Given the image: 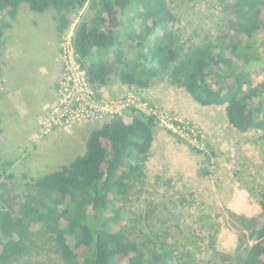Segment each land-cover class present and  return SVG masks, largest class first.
<instances>
[{"label":"trees","instance_id":"1","mask_svg":"<svg viewBox=\"0 0 264 264\" xmlns=\"http://www.w3.org/2000/svg\"><path fill=\"white\" fill-rule=\"evenodd\" d=\"M218 3L232 16L227 30L186 44L171 29L176 16L168 0H0L6 17L0 18V45L21 5L38 13L52 9L58 41L77 21L76 59L95 92L112 77L134 93L167 77L199 106L223 107L236 131H264V66L256 70L263 77L256 86L246 69L263 56L255 37H264V0ZM126 116L128 122L111 115L88 132L83 153L35 179L15 214L0 209V264H24L38 242L51 246L61 264L177 263L168 239L142 241L140 230L119 222L157 128L154 117L134 108ZM259 206L258 217L240 221L247 232L242 238L253 243L240 241L236 264H264V190Z\"/></svg>","mask_w":264,"mask_h":264},{"label":"rangeland","instance_id":"2","mask_svg":"<svg viewBox=\"0 0 264 264\" xmlns=\"http://www.w3.org/2000/svg\"><path fill=\"white\" fill-rule=\"evenodd\" d=\"M168 6L176 16L171 29L186 44L213 39L232 19L218 0H168ZM53 17L52 9L38 13L21 5L15 29L4 33L0 45V209L13 214L32 192L33 181L82 154L88 132L108 118L51 132L40 127L55 101L45 112L41 109L51 100V92L56 94L61 75ZM255 42L263 51L264 37L256 36ZM262 55L246 68L253 86L263 80L256 73L264 66V51ZM129 93L154 111L157 128L146 159L137 163L142 175L123 204L119 222L140 230L142 241L168 239L176 264H236L240 241L249 247L253 243L242 238L247 232L240 221L261 212L264 131H236L223 107L199 106L167 77L139 93L112 77L97 95L120 102ZM129 111L123 107L118 115L128 122ZM69 242L72 245L71 238ZM37 244L38 252L24 264H61L51 246Z\"/></svg>","mask_w":264,"mask_h":264},{"label":"built area","instance_id":"3","mask_svg":"<svg viewBox=\"0 0 264 264\" xmlns=\"http://www.w3.org/2000/svg\"><path fill=\"white\" fill-rule=\"evenodd\" d=\"M72 23L59 41L58 63L60 80L56 89V100L48 113L39 122L44 132L68 129L75 124L100 121L118 114L124 107L134 108L145 116L155 117L146 103H141L134 94H127L123 101L113 102L98 98L87 81L86 71L76 59L74 49L75 26Z\"/></svg>","mask_w":264,"mask_h":264},{"label":"crops","instance_id":"4","mask_svg":"<svg viewBox=\"0 0 264 264\" xmlns=\"http://www.w3.org/2000/svg\"><path fill=\"white\" fill-rule=\"evenodd\" d=\"M13 30L15 29V27L13 26V28H12ZM56 40H57V38H56ZM110 84V83H109ZM109 84L107 85V86H104V87H100L99 89H97L96 90V92L98 93V91L101 89V90H103V89H105L106 87H108L109 86ZM57 86V83H56V85H55V87ZM125 88V87H124ZM54 94V95H53ZM52 97V98H51ZM51 97H50V101L48 102V103H46L45 104V106L44 107H42V106H40V105H36V107H42V109H41V112L43 113V112H45V110L48 108V107H50L51 105V103H52V101L54 102L55 101V99H56V95H55V92L54 93H52L51 92ZM45 107H47V108H45ZM95 122H99V121H95ZM101 122V121H100ZM86 126H91V125H88V124H85ZM84 125V126H85ZM93 125H97V124H93ZM86 129V128H85ZM84 129V130H85ZM86 140V139H85Z\"/></svg>","mask_w":264,"mask_h":264}]
</instances>
